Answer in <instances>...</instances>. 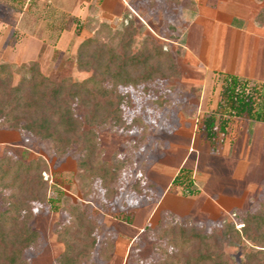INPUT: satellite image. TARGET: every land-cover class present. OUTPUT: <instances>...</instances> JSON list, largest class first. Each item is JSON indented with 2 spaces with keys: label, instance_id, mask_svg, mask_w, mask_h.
Segmentation results:
<instances>
[{
  "label": "rangeland",
  "instance_id": "374dc122",
  "mask_svg": "<svg viewBox=\"0 0 264 264\" xmlns=\"http://www.w3.org/2000/svg\"><path fill=\"white\" fill-rule=\"evenodd\" d=\"M195 1L199 17L191 18L183 42L179 34L186 24V14L167 0H153L150 6L144 0L133 6L130 0H95L94 5H90L91 0H0V61L9 64L12 85L29 77L33 64L44 75L58 71L74 81H82L91 71L77 65L80 42L97 35L117 47L130 21L137 30L133 50L149 37L173 55L178 69V74L165 80L119 87L126 96L121 106V125H85L96 132L99 159L114 164L118 173V193L111 200L99 187L85 197L86 189L77 177V144L65 153L58 152L51 144L0 123V156L6 151L14 156L26 154L27 158L42 156L48 167L42 172L43 179L49 182L47 196L59 199L55 208L40 203L33 207L32 222L41 237L25 251L30 264H56L55 257L63 249L57 230L72 222L69 210L74 203H89L88 212L97 215L99 240L108 236L113 245L108 261H101L95 251L86 264H138L160 258L155 252L160 253L162 246L168 248L167 244L157 246V240L145 235L142 228L145 224L156 225L166 210L194 222L233 220L237 229L242 226L238 222L244 212L253 208L264 180V136L259 142L254 133L253 139L244 129L248 123L233 118L227 127L228 136L219 135L217 152L210 149L201 130L202 120L212 111L220 88L218 73L213 69L264 79V36L261 40L249 33L232 36L226 27L229 24L225 23L236 24L241 20L237 16H250L249 5L264 6V0ZM25 2L39 7L38 20L34 19L35 9L28 16L25 11L22 15L16 13ZM11 8L17 10L9 16ZM61 14L76 15L82 25L80 32H75L74 25L64 32L55 29L53 24H58ZM74 110L83 118L84 109L75 105ZM247 129L251 134V126ZM228 139L235 142V152L236 145L249 146L239 156L242 163H224ZM180 164L192 170L198 187L207 174L203 194L183 197L180 187L170 185ZM117 209L134 210L133 223L119 221L107 213ZM250 248V242L239 235L223 243L225 255L235 263L241 262Z\"/></svg>",
  "mask_w": 264,
  "mask_h": 264
},
{
  "label": "trees",
  "instance_id": "16d2710c",
  "mask_svg": "<svg viewBox=\"0 0 264 264\" xmlns=\"http://www.w3.org/2000/svg\"><path fill=\"white\" fill-rule=\"evenodd\" d=\"M140 1L143 0H130V3L134 5ZM144 1L150 6L153 0ZM167 2L189 9L194 4L193 0ZM94 3L95 0H91L90 5ZM57 21L58 24L53 25L58 31L70 30L74 25L75 32L79 33L82 27L80 19L72 14H61ZM256 21L264 23V6ZM136 32L130 21L124 27L117 47L100 40L97 35L82 40L76 62L81 69L91 71L82 81H74L58 71L44 75L38 65L33 64L31 75L12 85L10 66L0 61V123L49 143L58 152L65 153L71 145L77 144L80 147L77 177L86 189V198L99 187L108 200L113 199L118 193V173L114 164L99 159L96 132L85 125H121L124 123L121 106L126 96L119 87L148 84L178 74L173 55L163 51L161 45L149 37L133 50ZM217 73L219 100L203 118L201 130L212 151L216 149L219 135L226 132L233 118L264 123V82ZM75 105L84 109L83 118L76 115ZM47 169L42 156L27 158L26 154L14 156L7 151L0 156V264H30L25 251L41 237L32 222L33 207L40 203L55 208L59 201L47 196L49 182L42 177V172ZM149 183L156 188L155 184ZM171 185L180 187L182 196L200 192L192 170L186 166L179 168ZM263 193L264 180L253 208L244 212L238 222L242 224L239 229L233 220L194 222L167 210L162 212L156 225L145 224L142 231L157 240V246L166 243L168 248L162 246L160 253L155 252L161 255L160 258L138 264H264ZM88 204H72L69 210L72 222L60 225L57 230L63 249L55 257L56 264H86L92 260L95 251L101 261L110 259L109 251L113 245L108 236L99 240L97 215L88 212ZM101 208L104 210L103 205ZM107 213L127 224H132L135 217L134 210L117 209ZM238 235L250 242L251 248L241 262L235 263L225 255L223 243Z\"/></svg>",
  "mask_w": 264,
  "mask_h": 264
},
{
  "label": "crops",
  "instance_id": "0c3cea01",
  "mask_svg": "<svg viewBox=\"0 0 264 264\" xmlns=\"http://www.w3.org/2000/svg\"><path fill=\"white\" fill-rule=\"evenodd\" d=\"M102 1V0H101ZM194 1V4L191 6V9H189V8H187V7H185V6H176V8L177 7H180V13L181 14H186V17H187V19H186V24H185V26L183 27V29L181 30V33L179 34L180 36H182L183 37V42H184V40H185V36H184V33H185V29H186V27H188V24H190V22H191V18H196V17H199V6H198V4H197V2L195 1V0H193ZM36 6L37 5H35V4H29V3H24L20 8H21V10L20 11H16V13L18 14H21L22 15V13H23V11H25L26 12V14H27V16L28 15H30V14H32L31 13V11H33L34 9L36 10V9H39V7H37L36 8ZM133 6V5H132ZM247 6V5H246ZM250 7H251V13H250V16H244L243 18L242 17H240V16H237L239 19H241L239 22L237 21V23L236 24H233V21L231 22V21H226L225 23L228 25V26H226L228 29H229V31H230V35H232V36H236L237 34H239V35H242V34H250L251 36H256V37H258V40H261L262 38V36H264V23L262 24V23H259V22H257L256 21V16H257V14L259 13V11H260V9L262 8V6H253V4L252 5H249ZM253 6V7H252ZM193 8V9H192ZM15 10H17L16 8H11L10 9V12H9V16L12 14L13 15V12H15ZM67 10H69L68 8H67ZM37 11L38 10H36V18H34L35 20H38V17H39V14L37 13ZM24 14V13H23ZM38 15V16H37ZM76 16V15H75ZM234 17H236L235 15H234ZM231 22V23H230ZM255 23V24H254ZM231 24V25H230ZM13 31V30H12ZM64 31H67V30H63L62 32H64ZM12 34H13V32H11ZM12 34H10V35H12ZM32 35V34H31ZM229 35V36H230ZM28 36H30V35H28ZM33 36V35H32ZM184 46H185V49H187V51L189 52V53H191V54H193L191 51V49L190 48H187L186 47V45L184 44ZM213 55V54H212ZM211 55V56H212ZM193 56H194V54H193ZM196 57V56H195ZM200 62V61H199ZM201 63V66H203V64H202V62H200ZM205 71H207V70H210V69H208V68H203ZM213 71L214 72H220V73H230V74H233V73H231V72H229V71H221V70H219V71H216V69H213ZM235 75H237V74H235ZM239 76V75H238ZM242 77V76H241ZM245 78H249V79H251V80H256V81H258V82H264V79H261V78H255V77H245ZM219 91V90H218ZM218 100H219V94H218V98H217V100L214 102V107L213 108H215V106H216V103L218 102ZM235 119V121H241L240 119H237V118H234ZM233 120V119H232ZM231 120V121H232ZM242 121H246L248 124H246V128H244L245 129V131H246V134L247 135H253L254 133H256V135L258 136V138H260L259 139V142L261 141V137L262 136H264V123H261V125H259L258 123H260V122H256V123H251V122H249L248 120H242ZM230 123H232V122H230ZM230 125V124H229ZM259 125V126H258ZM248 126H251V128L253 129V131H250V133L251 134H249V133H247L248 131ZM229 129L230 128H227V130H226V132L224 133V134H222V135H227L228 136V131H229ZM260 129H262V130H260ZM258 131V132H257ZM259 132H261V133H259ZM259 133V134H258ZM254 137H252L253 139L254 138H256V136L255 135H253ZM218 143L219 142H217V146H216V149H217V152L220 150V146H218ZM234 143L235 142H233V144L232 143H230V139H228L227 140V145H228V148L226 149V152L227 153H225V157L223 158L224 159V163H226V164H231L232 166L233 165H235V164H237V163H242V161H240L241 160V157H239L240 156V154L242 153V150H246V149H248V145H244V144H242L241 146H239L240 148H238V146L236 145V147H237V152H235V148L233 147V145H234ZM220 145V144H219ZM232 145V146H231ZM251 147L250 148H252L253 147V145H250ZM230 148H232V149H230ZM215 149V150H216ZM241 151V152H240ZM244 152V151H243ZM236 154V155H235ZM246 165V164H245ZM182 166H184V164H180L176 169H175V172H174V174H173V176H172V178L174 177V175L177 173V171L179 170V168H181ZM244 168V167H243ZM242 170V169H241ZM206 174V173H205ZM207 175V174H206ZM206 175H204V177H203V182L201 181V186L200 187H198V184H197V182H196V180H194V182H195V184H196V186L200 189V192L197 194V195H193V196H198L199 194H203L204 193V186H205V183H206V180H207V178H205V176ZM231 176H234L232 173H231ZM172 178H171V180H172ZM170 185H171V181H170ZM183 197H188V196H183Z\"/></svg>",
  "mask_w": 264,
  "mask_h": 264
}]
</instances>
